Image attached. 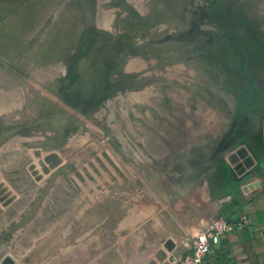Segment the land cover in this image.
Wrapping results in <instances>:
<instances>
[{
    "label": "rangeland",
    "instance_id": "374dc122",
    "mask_svg": "<svg viewBox=\"0 0 264 264\" xmlns=\"http://www.w3.org/2000/svg\"><path fill=\"white\" fill-rule=\"evenodd\" d=\"M133 2L0 0V114L44 97L63 122L93 127L53 148L56 130L0 126V264H175L210 219L209 206L182 219L177 201H194L196 188L211 203L233 179L264 168V0H146L158 5L154 23ZM116 19L145 40L135 56L152 45L157 59L169 56L163 71L178 75L143 71V62L132 71L126 54L121 71L112 47L109 73L124 76L94 88L91 58L110 27L121 31ZM191 55L217 74L186 77ZM30 199L45 202L49 222L36 220L39 207L30 220Z\"/></svg>",
    "mask_w": 264,
    "mask_h": 264
},
{
    "label": "bare ground",
    "instance_id": "6f19581e",
    "mask_svg": "<svg viewBox=\"0 0 264 264\" xmlns=\"http://www.w3.org/2000/svg\"><path fill=\"white\" fill-rule=\"evenodd\" d=\"M107 1V0H106ZM131 1V0H130ZM153 1V0H152ZM158 2V1H157ZM166 3V2H165ZM133 4H134V6H135V8H133L134 9V11H135V13H137L139 16H144V15H146V19L150 22V23H154L155 21H159V18L156 16V11L154 10V7L155 6H158V5H155V6H153V4H151V3H147L146 2V0H134V2H133ZM157 4V3H156ZM100 5V4H99ZM99 5H98V7H99ZM132 5V4H131ZM172 5V4H171ZM92 6V5H91ZM96 6H97V4H96ZM95 6V7H96ZM147 6H149V7H147ZM160 6V5H159ZM146 7V8H145ZM168 7V6H167ZM159 8H161V7H159ZM93 9V8H92ZM96 9H98V8H96ZM168 9V8H167ZM101 10V9H100ZM165 10V9H164ZM177 10V9H176ZM163 11V10H162ZM95 13V12H94ZM158 13V12H157ZM159 15V14H158ZM164 15V14H163ZM91 16H93L92 14H91ZM106 16V15H105ZM101 17V16H100ZM92 18V17H91ZM95 18V17H94ZM139 18V17H138ZM167 18V17H166ZM168 18H169V16H168ZM176 18V17H175ZM89 19V18H88ZM108 20H109V18H107ZM107 19H105L106 21H107ZM161 19V18H160ZM91 21H92V19H91ZM164 21H165V19H164ZM110 22H112V20H110ZM115 22H116V24H119L120 23V25L122 24V28H121V31H119L118 30V34H115L114 32H113V29L110 27L109 29L112 31V33H110L109 35L107 34V33H105L104 34V39H103V42H105V48L104 49H102L101 51H95L96 53H95V55H93V57L91 58V62H92V64H93V66H94V72L92 71V69H90V68H88V69H90L89 71L88 70H86V71H88L91 75H92V80L94 81L93 82V86H94V88H103V87H107V85L110 83V82H114V81H116V80H119V79H121L122 78V76H124V75H121V74H117V75H113L112 73L110 74L109 73V64H110V62H112V60L114 59L113 57H111L112 56V54H111V61H110V57H109V55H110V52H111V49H112V47L114 48H116V49H114V52H115V54H117V59H115L116 61H117V66H119L121 69V71H122V68H124V61H125V58H127L126 57V55H128L129 57L131 56L132 58H130L131 60H128V62H130V65H131V68H134V66H135V70L134 69H131L132 71H137V63H139V62H143L144 63V65H145V67H143V71H151V70H162L163 71V69H162V67H164L163 66V63H165L166 61H167V58L169 57V56H167V58H165V57H163V56H161L159 59H157L156 58V51H157V49H155L152 45H150L148 48H146V50H145V52L144 53H146V54H144V55H142V57H140V56H135L134 55V52H135V46H139V45H141L142 43H144V41L145 40H141L140 39V36H138V30H134V29H131L130 28V26H129V24L127 25V26H124V22L123 21H120V19H116L115 20ZM148 22V23H149ZM160 22V21H159ZM158 22V23H159ZM92 23V22H91ZM157 23V22H156ZM92 25H93V23H92ZM97 25V24H96ZM106 25H107V23H106ZM164 26V25H163ZM162 26V27H163ZM93 27V26H92ZM147 27H148V25H147ZM99 28V27H98ZM87 30H89V29H87ZM90 30H91V28H90ZM99 30V29H98ZM86 34V33H85ZM84 34V35H85ZM88 35H89V33H87ZM100 34V33H99ZM94 35V34H93ZM92 36V35H91ZM96 37V36H95ZM161 37V36H160ZM89 38V37H88ZM99 38V37H98ZM157 38V37H156ZM87 39V38H86ZM85 39V40H86ZM97 39V38H96ZM88 40H90V39H88ZM95 40V39H94ZM93 40V41H94ZM86 42V41H85ZM173 42V41H172ZM149 44H151V43H149ZM84 45V44H83ZM172 45V44H171ZM92 47H94V46H92ZM173 47V46H172ZM84 48V47H83ZM82 48V49H83ZM129 48V49H128ZM137 48V47H136ZM169 48V47H168ZM90 49V48H89ZM167 49V48H166ZM174 50V49H173ZM82 51V50H81ZM83 51H84V49H83ZM163 51V50H162ZM81 53V52H80ZM126 54V55H125ZM142 54V53H141ZM80 56V55H79ZM90 56H92V55H89V57ZM133 56H135V57H133ZM88 57V58H89ZM81 58V57H80ZM80 58H78V59H80ZM191 58H194V59H196V56L195 55H191ZM190 58V59H191ZM89 60V59H88ZM201 60V59H200ZM76 61V60H75ZM87 61V60H86ZM72 63H73V61H72ZM71 63V65L70 66H73L74 64H72ZM75 63V62H74ZM80 62H78V64H79ZM88 63H89V61H88ZM87 63V64H88ZM116 63V62H115ZM183 63V62H182ZM85 64V63H84ZM86 64V65H87ZM137 64V65H136ZM177 64V63H176ZM111 65H112V63H111ZM173 65V64H172ZM194 65H196V66H194ZM167 66V65H166ZM88 67V66H87ZM130 67V66H129ZM161 67V68H160ZM180 67V66H179ZM181 67H182V65H181ZM186 67V66H185ZM93 68V67H92ZM166 68V67H165ZM167 68H168V66H167ZM177 69H178V67H176V69L175 70H170V69H168V70H165V71H167V72H165V71H163L162 73H164V74H166L167 76H169V77H172L173 78V75H178V73H179V71H177ZM55 70V69H54ZM119 70V71H120ZM139 70H141V69H139ZM179 70V69H178ZM56 71V70H55ZM73 71V70H72ZM118 71V72H119ZM131 71V72H132ZM73 72H75V70L73 71ZM115 72V71H114ZM126 72V71H125ZM139 72V71H138ZM156 72V71H155ZM155 72H153V73H155ZM184 73V75L186 74V77H188L189 78V76H187V74H189L190 73V77H193V79L194 78H198V74H201V76H202V74L203 73H211V74H217V72H218V69H216V68H213V67H211V65L210 64H208V63H206V62H199L197 59L195 60V62H193V63H191L190 64V67H186V70L185 71H183ZM71 73V72H70ZM134 73H136V72H134ZM157 73V72H156ZM194 73V74H193ZM68 74V73H67ZM86 74V73H85ZM148 74V73H147ZM182 74V75H183ZM71 75H72V73H71ZM102 75H104V77H106V78H102ZM143 75V74H142ZM149 75V74H148ZM180 75V74H179ZM193 75V76H192ZM77 75H73V76H71L70 77V82L76 87V88H79V86H81V85H77L76 86V84H80V83H78V78L76 77ZM130 76V75H129ZM200 76V77H201ZM199 77V78H200ZM91 78V77H90ZM134 78V77H133ZM144 78H146L145 77V75H144ZM198 78V79H199ZM87 79V78H86ZM86 79H84L85 81H86ZM150 79V78H149ZM164 79V78H163ZM67 80H69V79H66L65 78V81H64V84L67 82ZM82 80V79H81ZM88 80V79H87ZM90 80V79H89ZM143 80H145V79H143ZM190 80V79H189ZM130 81V80H129ZM179 81V80H178ZM195 81H197V80H195ZM192 82V81H191ZM198 82V81H197ZM85 84V83H84ZM117 84H119V83H117ZM186 84V83H185ZM58 85V84H57ZM57 85H54V87L55 86H57ZM86 85V87H87V90L89 89V91H90V86H91V82H90V84L89 83H87V84H85ZM128 85V84H127ZM84 86V85H83ZM83 86H81L82 88H83ZM114 86V85H113ZM117 86V85H116ZM121 86V85H120ZM181 86V85H180ZM68 87V86H67ZM117 87H119V86H117ZM196 87V86H195ZM213 87L215 88L216 87V85H213ZM70 88V87H69ZM115 88V87H114ZM121 88H123L124 90H123V92L126 90V88H128L127 86H123L122 85V87ZM179 88V87H178ZM67 89V88H66ZM85 89V88H84ZM190 89V88H189ZM68 90V89H67ZM115 90V89H114ZM118 90V89H117ZM185 90V89H184ZM84 91V90H83ZM135 91H137V89L135 90ZM186 91V90H185ZM108 92V91H107ZM128 92H131V91H128ZM133 93H134V91H133ZM137 93V92H136ZM129 95H132V94H129ZM139 95V94H138ZM110 96V95H109ZM108 96V97H109ZM132 96H134V95H132ZM103 97V96H102ZM130 97V96H129ZM116 98V97H115ZM122 98V97H121ZM131 99H132V97H130ZM114 99V98H113ZM129 100V99H128ZM71 101V100H70ZM121 101V103L122 104H124V100L122 101V100H120ZM52 103V100L51 99H46V98H44V97H42V98H40L39 100H38V102H36L35 104H33V101L30 99V98H27L26 99V101H25V104L24 105H21L19 108H15V110L13 111V113L10 115V116H5V115H2V114H0V126H5V125H9L10 123L12 124V126H11V130H16V129H22V128H27V132H28V130H30L31 128H35V127H32V126H34V125H36V126H40V128L42 129V131H44V129H46V131H45V133L47 132V130L49 129H52V130H50L51 132V134H52V131L53 130H56V132H55V134H54V136H55V138L57 139H55L54 140V138H53V136H52V139L50 140V143L49 144H51V145H53V148H59V144H60V142H64V141H66V139H68V138H70V139H72V140H70V142L71 141H73L77 136H79L80 134H84V133H86V132H91L92 131V129H93V127H90L89 126V124H86L85 126H75V124L74 123H66V122H63L62 121V116L59 114V112H57V110H55L54 108H53V105L51 104ZM100 103V102H99ZM104 103V108L106 109V110H115V111H117V110H119L120 108L118 107V109H117V107L115 108V101H113V102H111V101H105V102H103ZM97 105V104H96ZM114 107V108H113ZM97 109H99V108H97ZM30 112V115L29 116H25V115H23V113L25 112ZM106 110H105V112H106ZM113 112V111H112ZM25 114H27V113H25ZM115 114L114 113H112L111 115H110V117L109 118H111L112 116H114ZM147 117V116H146ZM20 118H22V119H24V121H21V122H17L16 120L17 119H20ZM61 119V120H60ZM171 120V119H170ZM108 122V121H107ZM99 126V125H98ZM104 127V126H103ZM30 128V129H29ZM102 128V127H101ZM97 129V128H96ZM95 129V130H96ZM33 130V129H32ZM25 131V132H26ZM42 131H39V132H42ZM97 131H99L98 129H97ZM118 131V130H117ZM45 133H43V134H45ZM48 133L49 132H47L46 134L48 135ZM49 133V134H50ZM99 133V132H98ZM160 133H163V132H161L160 131ZM14 134V133H13ZM16 134V133H15ZM22 134V133H21ZM41 134V133H40ZM50 134V135H51ZM24 135V134H23ZM118 135V134H117ZM40 137V136H39ZM39 137H37V139H39ZM47 137V136H46ZM86 137V136H85ZM93 137V136H92ZM21 138V137H20ZM42 138H44V137H42ZM83 138V137H82ZM88 138V137H87ZM22 139V138H21ZM30 139V138H29ZM28 139V140H29ZM89 139V138H88ZM93 139V138H92ZM5 139H1L0 138V142H2V141H4ZM45 140V139H44ZM44 140H42V141H44ZM49 141V140H48ZM77 142V141H76ZM45 143H46V141H45ZM70 144V143H69ZM91 144V143H90ZM71 145V144H70ZM64 146V145H63ZM66 146L68 147L69 145L68 144H66ZM92 146H94V145H92ZM76 148H78V147H76ZM73 149H75V148H73ZM55 151V150H54ZM50 152V151H49ZM80 152H81V150H80ZM67 153V152H66ZM57 154V153H56ZM30 155V154H29ZM45 155V154H44ZM2 156V155H1ZM57 156V155H56ZM58 156H60V155H58ZM78 156V155H77ZM73 157H75V156H73ZM72 157V158H73ZM15 159V158H14ZM59 159V158H58ZM57 159V160H58ZM69 159V158H68ZM16 161H17V159H15ZM66 163H65V165H67L68 166V163H67V161H65ZM77 162H79V161H76V163ZM10 163V162H9ZM64 163V162H63ZM53 164V163H52ZM0 166H2V165H0ZM64 166V165H63ZM4 167V166H3ZM51 167H54V166H51ZM50 167V168H51ZM64 167H66V166H64ZM13 168V167H12ZM49 168V169H50ZM54 169V168H53ZM111 169V168H110ZM52 172V171H51ZM105 175V174H104ZM67 179V178H66ZM65 179V180H66ZM55 181V180H54ZM67 181V180H66ZM69 181V180H68ZM57 182V181H56ZM48 183V182H47ZM53 185H54V183H53ZM53 185L52 186H49L48 188H44V187H40V194L41 195H44L45 194V192H46V190L48 189V190H52V187H53ZM47 187V186H46ZM30 201H34V202H36L37 201V198H36V201H35V199H30ZM39 201V200H38ZM43 204L41 205L40 203H38V202H36V203H34V204H31V206L33 205L34 207H31V212L32 213H30L29 212V217H30V220L33 218V216L34 215H36L35 214V212H34V210L36 209V207H39V209H38V217H37V219L36 220H42V219H46L48 222L51 220V218H52V215H46V214H44L43 213V207H44V204H45V202H43V201H41ZM74 202H77V204L79 203L77 200H74ZM63 204H64V201L63 200H59V204L56 202V205H57V208L58 209H60V213H64L65 214V211H64V208H62L63 207ZM75 217H77V214L75 215V216H72L71 218L73 219V218H75ZM30 230H33V229H30Z\"/></svg>",
    "mask_w": 264,
    "mask_h": 264
},
{
    "label": "crops",
    "instance_id": "0c3cea01",
    "mask_svg": "<svg viewBox=\"0 0 264 264\" xmlns=\"http://www.w3.org/2000/svg\"><path fill=\"white\" fill-rule=\"evenodd\" d=\"M256 170L245 181L241 182L239 178H235L227 184L226 189L221 187L220 192L213 196L211 203L202 202L203 198L208 200L212 197L211 194L203 193L196 188L193 189L194 201H177L176 206L180 207L184 220L193 221L196 212L199 214V209L206 206L210 209L209 218L223 205L238 212H245L249 216V223L246 226L232 231L221 239L219 245L208 256L207 264H264V168ZM203 229L204 227L201 228ZM199 233L193 235L192 239Z\"/></svg>",
    "mask_w": 264,
    "mask_h": 264
},
{
    "label": "built area",
    "instance_id": "2783aa9c",
    "mask_svg": "<svg viewBox=\"0 0 264 264\" xmlns=\"http://www.w3.org/2000/svg\"><path fill=\"white\" fill-rule=\"evenodd\" d=\"M236 218V220H233ZM249 223V216L242 211L227 209L224 205L213 215L204 229L196 235L183 250L175 264H207L210 253L219 245L221 239Z\"/></svg>",
    "mask_w": 264,
    "mask_h": 264
},
{
    "label": "trees",
    "instance_id": "16d2710c",
    "mask_svg": "<svg viewBox=\"0 0 264 264\" xmlns=\"http://www.w3.org/2000/svg\"><path fill=\"white\" fill-rule=\"evenodd\" d=\"M227 209H230V208L227 207ZM230 210L232 211V209H230Z\"/></svg>",
    "mask_w": 264,
    "mask_h": 264
},
{
    "label": "water",
    "instance_id": "95a60500",
    "mask_svg": "<svg viewBox=\"0 0 264 264\" xmlns=\"http://www.w3.org/2000/svg\"><path fill=\"white\" fill-rule=\"evenodd\" d=\"M233 220H236V218H234Z\"/></svg>",
    "mask_w": 264,
    "mask_h": 264
}]
</instances>
